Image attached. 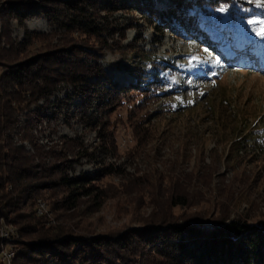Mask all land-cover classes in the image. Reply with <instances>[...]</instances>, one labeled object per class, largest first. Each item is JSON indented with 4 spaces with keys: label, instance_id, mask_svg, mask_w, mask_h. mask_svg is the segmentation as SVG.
<instances>
[{
    "label": "rangeland",
    "instance_id": "obj_1",
    "mask_svg": "<svg viewBox=\"0 0 264 264\" xmlns=\"http://www.w3.org/2000/svg\"><path fill=\"white\" fill-rule=\"evenodd\" d=\"M25 1L44 6L52 1L49 5L61 10V16L64 10L55 0ZM240 1L251 5L241 7L243 16L234 22L229 12L217 11L219 28L210 33L222 51L219 56L190 38L156 28L148 16L132 10L134 0L116 11L104 10L100 0L89 1L96 24L108 28L96 36L61 27L44 15L22 24L0 20V34L8 27L17 44L34 33L22 60L78 49L82 60L90 66L103 64L121 85H135L139 73L149 76L146 85L161 81L151 84L153 90L164 85L156 90L159 99L132 91L86 106L73 87L60 83L49 99L17 113L14 143L36 165L47 170L66 166L74 179L95 175L101 194L84 197L77 209L69 210L61 204L65 188L45 187L61 172H43L49 177L36 179L42 188L22 212L33 213L46 229L64 227L71 236H84L82 240H118L147 224L199 216L202 228L213 226L216 217L264 225V35L258 34L264 29V0ZM157 62L164 64L158 67ZM212 107L222 115L220 124ZM227 116L235 121L225 127L221 124ZM31 118L33 128L22 131ZM241 126L247 128L235 145L233 133ZM182 195L188 205L174 206ZM0 225L13 236L0 237V264H7L2 250H14V264L21 242L29 238H21L17 226L3 217Z\"/></svg>",
    "mask_w": 264,
    "mask_h": 264
},
{
    "label": "trees",
    "instance_id": "obj_2",
    "mask_svg": "<svg viewBox=\"0 0 264 264\" xmlns=\"http://www.w3.org/2000/svg\"><path fill=\"white\" fill-rule=\"evenodd\" d=\"M89 1L92 0H55L64 7L61 16V10L49 5L52 1L45 2L44 6L29 4L25 0H8L0 3V20L16 19L22 24L27 19L44 15L69 30L100 35L108 28L96 24ZM101 1V4L104 3ZM134 1L137 6L132 10L148 16L156 28L190 38L217 56L222 51L210 33L212 27L219 28L215 23L217 11L224 9L229 12L234 22L243 16L239 9L251 5L240 0ZM129 3L130 0H108L104 3V10L116 11L117 7ZM61 17L64 20H60ZM9 34L8 27L0 34V217L17 226L21 238H29L27 243L21 242L14 264H264V225L251 224L242 219L227 223V219L216 217L214 225L208 228L199 224L204 221L202 216L183 222L162 220L110 241L97 238L82 240L80 238L84 236H71L64 227L46 229L42 220L33 213H23V208L42 188L43 184L36 179L49 177L43 176V172L52 175L61 172L58 180L45 187L65 188L67 196L61 204L69 210L77 209L84 197L99 198L101 194L95 184L99 180L95 175L74 179L66 174V166L47 170L36 165L32 156L14 143L13 131L18 130L17 113L41 99H49L57 92L60 83L73 87L83 97L86 106H91L97 98L115 99L117 94L132 91L159 99L161 95L156 90L163 89L164 85H157L155 88L158 89L153 90L151 84H160L161 81L157 79L146 85L148 79L145 77L149 78L146 73H139L135 85H121L103 64L97 61L90 66L88 61L82 60L80 53L83 51L78 49L63 48L22 60L20 58L33 42L34 33H27L25 41L18 44L11 41ZM88 55V59L93 56L92 53ZM96 55L95 59L99 60L100 54ZM155 64L161 67L164 63ZM176 73L172 70V75ZM221 109L226 113L224 106ZM211 112L213 119L220 124L222 115L214 107ZM231 120L235 121L227 116L221 125L226 127V122ZM34 123L32 118L28 119L21 130L27 132ZM246 128L237 127L233 133L236 136L235 145H238V139ZM187 198L177 196L173 205L187 206Z\"/></svg>",
    "mask_w": 264,
    "mask_h": 264
},
{
    "label": "bare ground",
    "instance_id": "obj_3",
    "mask_svg": "<svg viewBox=\"0 0 264 264\" xmlns=\"http://www.w3.org/2000/svg\"><path fill=\"white\" fill-rule=\"evenodd\" d=\"M1 226V225H0ZM8 230H3V235H0V237H3V238H5V237H9V239L11 240L12 239V235L10 234V233H8L7 232ZM13 233V232H12ZM5 240H7V239H5ZM10 247V246H9ZM16 250V249H15ZM9 250H7V251H4V250H2V253H1V258H2V261H4V262H6L7 264H13V262H14V260H15V254L13 253L14 252V250L13 251H11V252H9ZM5 253H8V255L7 256H4V254Z\"/></svg>",
    "mask_w": 264,
    "mask_h": 264
},
{
    "label": "snow or ice",
    "instance_id": "obj_4",
    "mask_svg": "<svg viewBox=\"0 0 264 264\" xmlns=\"http://www.w3.org/2000/svg\"><path fill=\"white\" fill-rule=\"evenodd\" d=\"M221 11H224V9H221ZM259 35H264V29H261L260 32L258 33Z\"/></svg>",
    "mask_w": 264,
    "mask_h": 264
},
{
    "label": "built area",
    "instance_id": "obj_5",
    "mask_svg": "<svg viewBox=\"0 0 264 264\" xmlns=\"http://www.w3.org/2000/svg\"><path fill=\"white\" fill-rule=\"evenodd\" d=\"M0 235H3V231H2V230H0ZM11 240H12V239H11ZM11 251H12V250H9V252H11ZM9 252H8V253H9ZM8 253H5L4 256H7Z\"/></svg>",
    "mask_w": 264,
    "mask_h": 264
}]
</instances>
